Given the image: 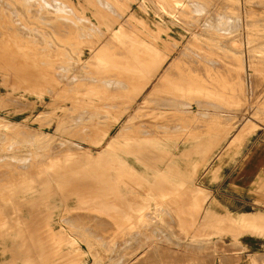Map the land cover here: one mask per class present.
<instances>
[{
  "label": "rangeland",
  "instance_id": "obj_1",
  "mask_svg": "<svg viewBox=\"0 0 264 264\" xmlns=\"http://www.w3.org/2000/svg\"><path fill=\"white\" fill-rule=\"evenodd\" d=\"M55 22H64L65 33L52 31ZM1 40L0 51L20 55L21 63L32 66L31 74L35 66L50 74L16 81L0 72V264H36L35 257L38 264H183L190 262L189 253L207 247L231 250L216 241L207 244L200 224L196 235L205 211L208 165L195 160L222 151L218 146L239 123L246 124L243 131L264 123V0H0ZM174 56L175 69L185 72L181 78L212 81L208 92L198 97L188 84L171 81L180 76L165 75V87L149 98ZM134 57H143L141 80L150 79L139 96L119 81L126 78L122 72L132 70ZM157 67L159 74L152 76ZM176 85L188 87L186 98L169 91ZM174 103L178 107L166 105ZM76 180L85 182L86 190ZM26 190L30 198L22 202ZM22 208L37 219L31 223L32 241H37L32 249L23 236L27 223L16 222ZM225 218L214 220L233 219ZM44 245L51 250L41 249ZM37 247L48 252L44 258Z\"/></svg>",
  "mask_w": 264,
  "mask_h": 264
},
{
  "label": "crops",
  "instance_id": "obj_2",
  "mask_svg": "<svg viewBox=\"0 0 264 264\" xmlns=\"http://www.w3.org/2000/svg\"><path fill=\"white\" fill-rule=\"evenodd\" d=\"M245 126L239 123L234 134L223 140L218 146L222 151L195 160L208 165L202 188L207 194L204 210L213 218L229 215L237 222L220 223L212 218L200 221L196 235L199 236L200 224V236L206 238L207 244L216 241L231 250L191 252L190 262L183 264H264V123H255L254 129L243 131ZM236 138L235 144L230 143ZM206 147L208 154V143Z\"/></svg>",
  "mask_w": 264,
  "mask_h": 264
},
{
  "label": "bare ground",
  "instance_id": "obj_3",
  "mask_svg": "<svg viewBox=\"0 0 264 264\" xmlns=\"http://www.w3.org/2000/svg\"><path fill=\"white\" fill-rule=\"evenodd\" d=\"M28 3V2H27ZM53 3V2H52ZM106 4V3H105ZM56 6H57V4H56ZM103 6V5H102ZM202 6H204V5H202ZM206 6H207V4H206ZM45 7V6H44ZM64 7V6H63ZM107 7V6H106ZM105 8V7H104ZM206 8V7H205ZM15 9V8H14ZM4 10V9H3ZM12 10V9H11ZM42 10V9H41ZM44 10H47V9H44ZM10 11V10H9ZM14 11V10H13ZM63 11V10H62ZM26 12V11H25ZM52 12V11H51ZM117 12V11H116ZM32 13V12H31ZM53 13H55V12H53ZM4 14V13H3ZM41 14V13H40ZM49 15V14H48ZM55 15V14H54ZM58 15V14H57ZM66 16V15H65ZM74 17V16H73ZM15 18V17H14ZM47 18V17H46ZM67 18V17H66ZM8 19V18H7ZM50 19H52V18H50ZM63 19V18H62ZM2 20V19H1ZM10 20V19H9ZM15 20H17V19H15ZM54 20V19H53ZM56 20H58V19H56ZM55 20V21H56ZM3 21V20H2ZM7 21V20H6ZM49 21V20H48ZM85 21V20H84ZM11 22V21H10ZM72 22V21H71ZM18 23V22H17ZM64 23V22H63ZM63 23H52L53 25V30L52 31H55L56 33H57V35L59 34V35H61V33L63 34V32H64V24ZM81 23V22H80ZM127 23V22H126ZM8 24H9V22H8ZM7 24V25H8ZM78 24V23H77ZM10 25V24H9ZM8 25V26H9ZM14 25V24H13ZM13 25H10V26H13ZM16 25V24H15ZM66 25V24H65ZM3 26V25H2ZM24 26V25H23ZM51 26V25H50ZM51 26V27H52ZM68 26V25H67ZM203 26V25H202ZM17 27V26H16ZM22 27V26H21ZM66 27V26H65ZM70 27V26H69ZM74 27V26H73ZM72 27V28H73ZM3 28V27H2ZM13 28V27H12ZM72 28H69V30L70 29H72ZM91 28V27H90ZM12 30V29H11ZM15 30V29H14ZM48 31V30H47ZM138 31V30H137ZM14 32V31H13ZM55 32L53 33V34H55ZM52 33V32H51ZM65 33V32H64ZM67 33V32H66ZM68 33H70V32H68ZM76 33V32H75ZM82 33V32H81ZM9 34V33H8ZM45 34H46V32H45ZM5 35V34H4ZM11 35V34H10ZM12 35H13V33H12ZM41 35V34H40ZM52 35V34H51ZM56 35V34H55ZM54 35V36H55ZM57 35H56V38H57ZM73 35H74V33H73ZM103 35V34H102ZM76 36V35H75ZM33 37V36H32ZM50 37V36H49ZM52 37H53V35H52ZM61 37V36H60ZM59 37V38H60ZM63 37V36H62ZM74 37V36H73ZM22 38V37H21ZM69 38V37H68ZM72 38V37H71ZM58 39V38H57ZM76 39V38H75ZM32 40V39H31ZM53 40V39H52ZM59 40V39H58ZM3 40H1L0 42H2ZM54 41V40H53ZM140 41V40H139ZM5 42V41H4ZM62 42V41H61ZM57 43V42H56ZM65 43V42H64ZM2 44V45H1ZM0 44V46H2L3 48H4V44H3V42ZM7 44V43H6ZM11 44V43H10ZM74 44V43H73ZM71 45V44H70ZM77 45V44H76ZM73 46V45H72ZM113 47V46H112ZM1 48V47H0ZM8 48V47H7ZM60 48V47H59ZM109 48V47H108ZM140 48L141 47H139V50H140ZM10 49V48H9ZM11 49H14V48H11ZM61 49V48H60ZM104 49H106V48H104ZM137 49V48H136ZM1 50V49H0ZM3 50V49H2ZM1 50V51H2ZM133 50V49H132ZM139 50H138V52H139ZM141 50H144V49H142L141 48ZM0 51V72H2L3 74L4 73H6L7 75H9V76H14V77H16L17 79H16V81H21V80H24L25 78H27V77H29V76H32V77H38V78H36V79H40V78H43V77H45V76H47V75H49L50 74V71L48 72V71H42L40 68L38 69V67H34V70H33V72H35V74L32 72V74H31V65H28L27 63H21V61H22V59H21V61L19 60V57H20V53H17V52H15V53H17L18 55H19V57H17L15 54L13 55V54H10V53H7V52H1ZM4 51H5V49H4ZM9 51V50H8ZM65 51V50H64ZM101 51V50H100ZM120 51V50H119ZM134 51V50H133ZM11 52V51H10ZM12 52H14V51H12ZM11 52V53H12ZM104 52H106V50H104ZM110 52H111V50H110ZM112 52H113V50H112ZM121 52V51H120ZM135 52V51H134ZM141 52V51H140ZM140 52L138 53L139 55H140ZM144 52V51H143ZM146 52H148L147 50H146ZM206 52H207V50H206ZM25 53V52H24ZM100 53V52H99ZM101 53H103L102 51H101ZM118 53V52H117ZM151 53V52H150ZM71 54V53H70ZM109 54V53H108ZM111 54V53H110ZM137 54V53H136ZM25 55V54H24ZM64 55V54H63ZM100 55V54H99ZM114 55H115V53H114ZM143 55V54H142ZM145 55V54H144ZM150 55V54H149ZM106 56V55H105ZM108 56H110V55H108ZM118 56V55H117ZM120 56H123V55H120ZM126 55H124V57H125ZM151 56V55H150ZM150 56H148V57H150ZM21 57L23 58V54L21 55ZM104 57V56H103ZM114 57V56H113ZM119 57V56H118ZM124 57L123 58H121L122 60L124 59ZM140 57V56H139ZM175 58H176V56H174ZM206 58H207V56H205ZM26 58V57H25ZM30 58V57H29ZM68 58V57H67ZM115 58H116V56L114 57V59H113V61H116L115 60ZM146 58V57H145ZM151 58V57H150ZM31 59V58H30ZM29 59V60H30ZM141 59V61H143L142 59H143V57L142 58H140ZM139 59V60H140ZM174 59V58H173ZM208 59V58H207ZM110 60V59H109ZM118 60V59H117ZM131 62H130V60L128 59L127 61H129L130 63H132V66L130 65V67H132V70H131V68H130V71H128V70H125L124 72H122V73H124L125 75L124 76H126V78L124 79V77L123 76H121V77H123V80H119V79H116V81H117V84L119 83V81H120V83L122 84V88L123 89H128V90H130L131 92H133L134 91V96L135 95H137V96H139L145 89H146V87L148 86V83L150 82L149 80H147L146 78V81H143V80H141V76L143 75L142 73H141V71H140V69H141V64L139 65V60L137 59V58H131ZM145 60V59H144ZM148 61H149V58L147 59ZM147 60H146V62H147ZM150 60H152V59H150ZM196 60H198V59H196ZM24 61H27V60H24ZM35 61V60H34ZM58 61V60H57ZM119 61V60H118ZM121 61V60H120ZM154 61V59L152 60V61H149V63H151V62H153ZM178 61L179 60H177V58L176 59H174L172 62H170L169 64H168V66L166 67V69L163 71V73L160 75V77H159V80H158V82L152 87V90H150V97L149 96H146L147 98L149 97V98H151L152 96H151V94H153V93H158L161 89H163L164 87H163V83L165 82V80L163 79V76H165V75H168V76H176V75H178V77L180 76V78H175V79H173V80H171L172 82H176V83H179V84H183V83H186V85L188 84V86H189V89L196 95V96H200V95H202L203 93H206V92H208V87H210L211 85V82L210 81H206V80H199V79H201V78H195V79H183V78H181L183 75L182 74H184L185 72H181V71H179V70H176L175 69V66H176V64L178 63ZM205 61V60H204ZM54 62V61H53ZM61 62V61H60ZM109 62H112V60L111 61H109ZM124 62H126V59L124 60ZM123 62V63H124ZM145 62V61H144ZM197 62V61H196ZM113 63H115V62H113ZM116 63H117V61H116ZM118 63H120V62H118ZM123 63H120V64H123ZM129 63V64H130ZM107 64V63H106ZM120 64H117V66H121ZM128 65V63H125V65ZM209 64V63H208ZM33 65V64H32ZM48 66H52V65H49V63L47 64ZM61 65V64H60ZM76 65V64H75ZM124 65V64H123ZM124 65V66H125ZM34 66V65H33ZM44 66V65H43ZM43 66H40V67H43ZM66 66V65H65ZM74 66V65H73ZM113 66V65H112ZM45 67V70H47V68H46V65L44 66ZM64 67V66H63ZM105 67V66H104ZM107 67V66H106ZM110 67H111V65H110ZM147 67V66H146ZM48 68H50V67H48ZM53 68H54V66H53ZM112 68V67H111ZM118 68V67H117ZM116 67H115V69H117ZM120 68H122V67H120ZM257 68V67H256ZM59 69V68H58ZM124 69V68H123ZM126 69V68H125ZM117 70H119V72L122 70V69H117ZM117 70L116 71H114L115 72V75H116V73H118L117 72ZM159 70H160V67H157L155 70H153V71H151L152 73H151V75L152 76H155V75H157V74H159ZM206 70V69H205ZM61 71V70H60ZM195 71V70H194ZM198 70H196V72H194L195 74L196 73H199V72H197ZM62 72V71H61ZM104 72V71H103ZM113 72V73H114ZM189 72H191V73H193V71H189ZM201 72V71H200ZM65 73V72H64ZM68 73H69V71H68ZM109 73V72H108ZM112 73V74H113ZM121 73V75H123ZM206 73V72H205ZM215 73V72H214ZM213 73V74H214ZM38 74V75H37ZM112 74H110L111 76H112ZM119 74V73H118ZM117 74V75H118ZM142 74V75H141ZM190 74V73H189ZM220 74V73H219ZM37 75V76H36ZM42 75V76H41ZM68 75V74H67ZM66 75V76H67ZM73 75V74H72ZM206 75V74H205ZM96 76H98V75H96ZM256 76V75H255ZM63 77V76H62ZM113 77H114V75H113ZM113 77H111V78H113ZM120 77V75H118L116 78H121ZM211 77V76H210ZM140 78V79H139ZM194 78V77H193ZM208 78V77H207ZM28 79H30V78H28ZM78 79V78H77ZM143 79V78H142ZM196 79H198V80H196ZM217 79V78H216ZM56 80V79H55ZM119 80V81H118ZM218 80V79H217ZM221 80V79H220ZM45 81H46V79H45ZM84 81V80H83ZM101 81V80H100ZM112 81V80H111ZM144 83H143V82ZM214 81H215V79H214ZM224 81V80H223ZM36 82V81H35ZM39 82V81H38ZM37 82V83H38ZM76 82V81H75ZM104 82H106V81H104ZM142 82V83H141ZM210 82V84L208 85L207 83H209ZM84 83H86L85 81H84ZM89 83V82H88ZM95 83V82H94ZM94 83H93V86H94ZM112 83V82H111ZM110 83V84H111ZM113 83H115V81L113 82ZM80 84V83H79ZM102 84V83H101ZM107 84H109V83H107ZM116 84V83H115ZM114 84V85H115ZM205 84V85H204ZM207 84V85H206ZM216 84V83H215ZM84 85V84H83ZM86 85V84H85ZM103 85V84H102ZM113 85V84H112ZM113 85V87H116V86H114ZM224 85H225V83L223 84V87H224ZM105 86V85H104ZM111 86V85H110ZM118 86V85H117ZM222 86V85H221ZM75 87V86H74ZM86 87V86H85ZM91 87V86H90ZM106 87V86H105ZM107 87H109V86H107ZM107 87H106V89H107ZM171 87V86H170ZM213 87V86H212ZM212 87H211V89H212ZM71 88V87H70ZM111 88V87H110ZM168 88H169V86H168ZM168 88H167V90H168ZM188 87H183V86H178V85H176V86H173V87H171V89L169 90L171 93H175V94H177V95H181V96H185V95H187L188 93V89H187ZM41 89V88H40ZM46 89V88H45ZM56 89V88H55ZM79 89V88H78ZM84 89V88H83ZM216 89H217V87H216ZM222 89V88H221ZM36 90V89H35ZM108 90H109V88H108ZM119 90V89H118ZM122 90V89H121ZM127 90V91H128ZM215 90V89H214ZM38 91V90H37ZM67 91V90H66ZM115 91V90H114ZM123 91V90H122ZM216 91V90H215ZM116 93V92H115ZM110 94V93H109ZM108 96V95H107ZM158 96V95H157ZM53 97V96H52ZM167 97V96H166ZM187 96H185V98H186ZM193 97V96H192ZM134 98V97H133ZM146 98V99H147ZM170 98V97H169ZM169 98H168V100H169ZM172 98V97H171ZM170 98V99H171ZM174 98V97H173ZM184 98V97H183ZM230 98V97H229ZM127 99V98H126ZM135 99V98H134ZM167 99V98H166ZM197 99H199V98H197ZM172 100V99H171ZM179 100V99H178ZM261 100V99H260ZM119 101V100H118ZM199 101V100H198ZM208 100H206V102H207ZM231 101H233V100H231ZM255 101V100H254ZM261 101H264V99L262 98V100ZM55 102V101H54ZM99 102V101H98ZM144 102H145V100H144ZM143 102V103H144ZM184 102V101H183ZM202 104L205 102V101H200ZM200 102H198V104L200 103ZM208 102H211V101H208ZM247 102V101H246ZM53 103V102H52ZM182 103V102H181ZM212 103V102H211ZM255 103V102H254ZM260 103V102H259ZM264 103V102H263ZM262 102H261V104H263ZM106 104V103H105ZM115 104V103H114ZM142 104V103H141ZM188 104V103H187ZM205 104V103H204ZM210 104V103H209ZM213 104H214V102H213ZM212 104V105H213ZM217 104V103H216ZM215 104V105H216ZM253 104V103H252ZM53 105H54V103H53ZM57 105V104H56ZM75 105V104H74ZM108 105V104H107ZM110 105V104H109ZM167 106H169V107H173V108H175V107H178V106H176L177 105V103H174V104H166ZM179 105H180V103H179ZM200 105V104H199ZM251 105V104H250ZM187 106H189V105H187ZM198 106V105H197ZM217 106H218V104H217ZM261 106H263V105H261ZM76 107V106H75ZM124 107V106H123ZM200 107V106H199ZM246 107V106H245ZM244 107V109H246ZM106 108V107H105ZM184 108H186V107H184ZM189 108V107H188ZM197 108V107H196ZM224 108V107H223ZM256 108H257V106H256ZM72 109V108H71ZM181 109V108H180ZM198 109V108H197ZM200 109V108H199ZM225 109V108H224ZM227 109V108H226ZM255 109V108H254ZM114 110H115V108H114ZM145 110V109H144ZM183 110V109H182ZM187 110V109H186ZM228 110H231V109H228ZM227 110V111H228ZM83 111V110H82ZM81 111V112H82ZM189 111H191V110H188V114H189ZM197 111V110H196ZM264 111V110H263ZM94 111H92V113H93ZM96 112V111H95ZM94 112V113H95ZM97 112H99V111H97ZM222 112V111H221ZM230 112V111H229ZM232 112V111H231ZM262 112V111H261ZM102 113V112H101ZM123 113V112H122ZM185 113H186V111H185ZM220 113V112H219ZM223 113V112H222ZM233 113V112H232ZM68 114V113H67ZM77 114V113H76ZM85 114V113H84ZM89 114H90V111H89ZM99 114V113H98ZM191 114V113H190ZM225 114V113H224ZM255 114V113H254ZM87 115V114H86ZM91 115V114H90ZM94 115V114H93ZM100 115V114H99ZM103 115V114H102ZM122 115V114H121ZM141 115V114H140ZM233 115V114H232ZM63 116V115H62ZM65 116V115H64ZM88 116V115H87ZM213 116V115H212ZM216 116V115H215ZM220 116H221V114H220ZM226 116H227V114H226ZM65 117H67V116H65ZM64 117V118H65ZM218 117V118H217ZM223 117V116H222ZM228 117V116H227ZM231 117V116H230ZM93 118V117H92ZM99 118V117H98ZM101 118V117H100ZM215 118V117H214ZM219 118H221V117H219V116H216V118L215 119H219ZM233 118V117H232ZM66 119H68V118H66ZM69 119H70V117H69ZM71 119H72V117H71ZM90 119V118H89ZM88 119V120H89ZM161 119V118H160ZM222 119V118H221ZM220 119V120H221ZM81 120V119H80ZM98 120V119H97ZM159 120V119H158ZM91 121V120H90ZM98 121H100V120H98ZM152 121V120H151ZM151 121H146V124H150L151 123V125L152 126H154V123H152ZM164 121V120H163ZM167 121V120H166ZM166 121H164V122H166ZM238 121V120H237ZM59 122V121H58ZM67 122V121H66ZM93 122V121H92ZM96 122V121H95ZM128 122V121H127ZM135 122V121H134ZM140 122H142V121H140ZM159 122V121H158ZM168 122V121H167ZM166 122V123H167ZM240 122V121H239ZM64 123V122H63ZM62 123V124H63ZM69 123V122H68ZM100 123H101V121H100ZM131 123V122H130ZM171 123V122H170ZM238 123V122H237ZM10 124V123H9ZM70 124V123H69ZM83 124V123H82ZM99 124V123H98ZM141 124V123H140ZM130 125V124H129ZM142 125V124H141ZM144 125H145V122H144ZM160 125V124H159ZM163 125H165V124H163ZM162 125V126H163ZM64 126V125H63ZM80 126V125H79ZM84 126H85V124H84ZM91 126H92V124H91ZM139 126V125H138ZM147 126V125H146ZM150 126V125H149ZM69 127V126H68ZM87 127V126H86ZM143 127H145V126H143ZM72 128V127H71ZM76 128V127H75ZM80 128V127H79ZM88 128V127H87ZM87 128H86V130H87ZM140 128H142L141 126H140ZM148 128V127H147ZM81 129V128H80ZM85 129V128H84ZM95 129V128H94ZM134 129V128H133ZM136 129V128H135ZM154 129V128H153ZM160 129V128H159ZM75 129H74V127H73V130L72 131H74ZM77 130V129H76ZM83 130V129H82ZM86 130H85V133H87L88 134V132H90V130L88 129L87 130V132H86ZM146 130V129H145ZM157 130V129H156ZM155 130V131H156ZM71 131V130H70ZM125 131V130H124ZM136 131V130H135ZM146 131H148V130H146ZM149 131H150V129H149ZM79 132H80V130H79ZM119 132H120V130H119ZM127 132H129V131H127ZM139 132H141V131H139ZM153 132V131H152ZM29 133V132H28ZM31 133V132H30ZM83 133H84V131H83ZM95 133V132H94ZM121 133H124V132H121ZM135 134H137L136 132H134ZM148 133V132H147ZM81 134V132L80 133H78V135H80ZM111 134V133H110ZM120 134V133H119ZM124 134H126V132L124 133ZM123 134V135H124ZM127 134H129V133H127ZM126 134V135H127ZM142 134V133H141ZM141 134L139 135V134H137L138 136H140L141 137ZM157 134V133H156ZM159 134V133H158ZM77 135V136H78ZM81 135H84V134H81ZM131 135V134H130ZM145 135V134H144ZM147 135H150V132L147 134ZM147 135H145V136H147ZM162 135V134H161ZM2 136V135H1ZM8 136V135H7ZM40 136V135H39ZM66 136V135H65ZM118 136H120V135H118ZM117 136V137H118ZM154 136V135H153ZM242 136H243V134H242ZM3 137V136H2ZM46 137V136H45ZM49 137V136H48ZM51 137V136H50ZM81 137H84V136H81ZM80 136H79V140H80V138H81ZM94 137V136H93ZM114 137V136H113ZM124 137H126V136H124ZM1 138V137H0ZM3 138H5V137H3ZM10 138V137H9ZM29 138V137H28ZM32 138V137H31ZM70 138V137H69ZM77 138V137H76ZM90 138V137H89ZM118 138H122V135L120 136V137H118ZM42 139V138H41ZM46 139V138H45ZM82 139V138H81ZM115 139V138H114ZM3 140V139H2ZM28 140V139H27ZM53 140H55V139H53ZM63 141H64V139H62ZM61 140V141H62ZM77 141H78V138L76 139ZM90 140H91V138H90ZM237 140V139H236ZM238 140H239V138H238ZM1 141V140H0ZM6 141V140H5ZM19 141V140H18ZM32 141V140H31ZM58 141H60V140H58ZM60 141V142H61ZM233 141H235V140H233ZM57 142V141H56ZM56 142H54V143H56ZM80 142H83V141H80ZM86 142V141H85ZM90 141H88V142H86V143H89ZM236 142V141H235ZM237 142H239V141H237ZM230 143H233V142H230ZM21 144H23V143H21ZM63 144H64V142H63ZM71 144V143H70ZM56 145V144H55ZM72 145H74V144H72ZM45 146V145H44ZM54 146V145H53ZM65 146V145H64ZM77 146V145H76ZM76 146H74V148L76 147ZM82 146V145H81ZM107 146V145H106ZM59 147V146H58ZM62 147V146H61ZM68 147V146H67ZM79 147L80 146H78V148L77 149H79ZM35 148V147H34ZM53 148V147H52ZM73 148V149H74ZM6 149V148H5ZM49 149V148H48ZM62 149H63V147H62ZM72 148H70L68 151H70ZM81 149V148H80ZM82 149H84L83 147H82ZM60 150V149H59ZM224 150V149H223ZM42 151V150H41ZM54 151V150H53ZM57 151V150H56ZM63 151V150H62ZM62 151H60V152H62ZM73 151V150H72ZM75 151V150H74ZM60 152H59V154H60ZM4 153V152H3ZM39 153V152H38ZM41 153V152H40ZM79 153H81V150H79ZM2 154V153H1ZM44 154V153H43ZM42 154V155H43ZM58 154V153H57ZM64 154V153H63ZM71 154H72V152H71ZM76 154H78V153H76ZM3 155V154H2ZM10 154H8V155H6V158H7V156H9ZM15 155V154H14ZM19 155V154H18ZM62 155V154H61ZM73 155V154H72ZM1 156V155H0ZM49 156V155H48ZM59 156V155H58ZM71 156V155H70ZM2 157V156H1ZM10 157V156H9ZM13 157H15V156H13ZM36 157V156H35ZM42 157V156H41ZM66 157H67V155H66ZM219 157V156H218ZM247 157V156H246ZM250 156H248V158H249ZM45 158H46V156H45ZM65 158V157H64ZM74 158H76V157H74ZM0 159H2V158H0ZM17 159H18V157H17ZM17 159H15V160H17ZM21 159V158H20ZM61 159V158H60ZM66 159V158H65ZM68 159V158H67ZM67 159H66V161H67ZM71 159H73L72 157H71ZM22 160H24V159H22ZM28 160V159H27ZM43 160V159H42ZM42 160H41V162H42ZM46 160V159H45ZM44 160V161H45ZM62 161V160H61ZM15 162H17V161H15ZM26 163H28V162H26ZM44 163V162H43ZM38 164V163H37ZM47 164V163H46ZM20 166V165H19ZM18 166V167H19ZM34 166H36V164L34 165ZM49 166V165H48ZM23 167H25L24 165H23ZM27 167V166H26ZM20 168V167H19ZM22 168V167H21ZM17 169V168H16ZM53 169V168H52ZM51 169V170H52ZM168 170V169H167ZM1 172V171H0ZM8 173V172H7ZM2 174H3V170H2ZM6 175V174H5ZM13 176V175H12ZM3 178V177H2ZM6 178V177H5ZM68 178V177H67ZM66 178V179H67ZM74 179H75V177H73ZM121 178H123V177H121ZM69 179V178H68ZM12 180V179H11ZM82 180V182L84 181L83 179H81ZM81 180L79 181V183H82L81 182ZM3 181V180H2ZM5 182H7L6 180H4ZM69 181H70V179H69ZM72 181V180H71ZM75 181V180H74ZM77 181V180H76ZM78 181H77V183H78ZM86 181V180H85ZM13 182V181H12ZM87 182V181H86ZM71 183V182H70ZM76 183V182H75ZM85 183V182H84ZM84 183H82L83 184V186H84ZM67 184H69V182L67 183ZM82 184H81V186H82ZM64 185H65V182H64ZM77 185H79V184H77ZM77 185H74V186H76V188H77ZM87 185H88V183H87ZM73 186V187H74ZM80 186V185H79ZM80 186V187H81ZM85 186H86V184H85ZM84 186V187H85ZM90 186H92V185H90ZM71 187V186H70ZM87 187V186H86ZM86 187H85V189L84 190H86ZM75 188V189H76ZM91 189V187H89V189L88 190H90ZM28 190V189H27ZM27 190H26V192H24L23 193V195H22V197L20 198V200L22 201V202H26V201H28L29 200V193L27 192ZM29 190H31V191H33L34 189H29ZM79 190V189H78ZM83 190V189H82ZM81 190V193L83 192ZM201 190V189H200ZM80 191V190H79ZM92 191V190H91ZM100 191V190H99ZM51 193V192H50ZM53 193V192H52ZM96 193V192H95ZM95 193H93V195L95 194ZM100 193V192H99ZM108 193V192H107ZM54 194V193H53ZM89 194L91 195V193L89 192ZM98 195V194H97ZM202 195V194H201ZM258 195V194H257ZM52 196V195H51ZM110 196V195H109ZM204 196V195H203ZM262 196V195H261ZM5 197H6V195H5ZM90 197V196H89ZM2 198H3V196H2ZM92 198V197H91ZM90 198V199H91ZM0 199H1V197H0ZM5 199V198H4ZM95 199V198H94ZM97 199V198H96ZM95 199V200H96ZM100 199V198H99ZM206 199L207 198H203V201L205 202L206 201ZM111 200V199H110ZM192 200V199H191ZM197 200H199V199H197ZM200 200H202V199H200ZM90 201V200H89ZM107 201V200H106ZM106 201H104L105 203H107ZM101 202V201H100ZM103 202V203H104ZM138 202V201H137ZM186 202V201H185ZM190 202V201H189ZM202 202V201H201ZM102 203V202H101ZM111 203H113V201L111 202ZM194 203V202H193ZM114 204V203H113ZM197 204H199V202H197ZM185 205V204H184ZM189 205H191V204H189ZM193 205V204H192ZM196 205V204H195ZM195 205H194V207H195ZM202 205V204H201ZM20 206H22V203H19L18 204V209H19V207ZM106 206V204H104V207ZM93 207V206H92ZM202 207V206H201ZM113 208V207H112ZM197 207H195V209H196ZM185 209H187V207H185ZM189 209H190V207H189ZM188 209V210H189ZM199 209V208H198ZM20 211L22 212L20 215H17L16 216V222L17 223H27V227L26 228H24V232H23V236H25V238H26V241H27V244H28V247H29V249H32L34 246H35V244H37L36 242L37 241H32V235L35 233V230H34V233H32V225H31V223H36L37 221V219L35 220V214H34V212L32 211V210H25V209H20ZM187 211V210H186ZM197 211V210H196ZM120 212V211H119ZM75 213V212H74ZM81 214V213H80ZM197 214V213H196ZM196 214H195V216H196ZM203 216H202V220L203 221H205L206 219H207V217H208V212L207 211H204V213L202 214ZM37 216H39V215H37ZM72 216H73V214H72ZM76 216H78V215H76ZM216 216H218V215H216ZM104 217H107V216H104ZM214 217H215V215H214ZM226 217V216H225ZM225 217H223V219L225 218ZM79 218V217H78ZM77 218V219H78ZM150 218V217H149ZM196 218V217H195ZM247 218H249V217H247ZM254 218V217H253ZM257 218H259V217H257ZM42 219V218H41ZM74 219V218H73ZM214 219V218H213ZM221 219V218H220ZM226 219V218H225ZM228 219V218H227ZM39 221H40V218L38 219ZM101 220V219H100ZM108 220V219H107ZM113 220V219H112ZM208 220V219H207ZM230 220V223L231 224H233V223H237V222H235L234 220H232V219H228V221ZM244 220H245V217H244ZM244 220H243V222H244ZM249 220V219H248ZM258 220V219H257ZM0 221H2V220H0ZM87 221H88V219H87ZM218 221V220H217ZM223 221V220H222ZM227 221V220H226ZM227 221V222H228ZM241 221H242V219H241ZM252 221V220H251ZM255 220H253V222H254ZM4 222V221H3ZM113 222V221H112ZM111 222V223H112ZM149 222V221H148ZM155 222V221H154ZM220 222V221H219ZM252 222V223H253ZM264 222V221H263ZM44 223V222H43ZM226 223V222H225ZM241 223V222H240ZM245 223V222H244ZM5 224V223H4ZM39 224H41V223H39ZM219 224V223H218ZM243 224V223H242ZM257 224V223H256ZM261 224V223H260ZM109 225V224H108ZM115 225V224H114ZM234 225V224H233ZM232 225V226H233ZM241 225V224H240ZM246 225V224H245ZM247 225H248V222H247ZM3 226V225H2ZM5 226V225H4ZM25 226V225H24ZM235 226H236V224H235ZM249 226V225H248ZM248 226H245V227H248ZM45 227V226H44ZM225 227V226H224ZM229 227V226H228ZM259 227V226H258ZM43 228V227H42ZM108 228V227H107ZM240 228H241V226H240ZM250 228V227H249ZM44 229V228H43ZM95 229V228H94ZM116 229V228H115ZM147 229V228H146ZM175 229V228H174ZM244 229V228H243ZM252 229V228H251ZM155 230V229H154ZM229 230V229H228ZM100 231V230H99ZM147 231V230H146ZM148 231H150V230H148ZM152 231V230H151ZM245 232V231H244ZM36 234H38V233H36ZM95 235V234H94ZM102 235V234H101ZM50 236V235H49ZM43 238V237H42ZM51 238V237H50ZM119 238V237H118ZM38 239V238H37ZM40 240V239H39ZM42 241L43 240H41V243H42ZM209 241V240H208ZM44 242V241H43ZM57 242V241H56ZM39 245V244H38ZM59 245V244H58ZM45 246L46 245H44V247H42L41 249H45ZM48 246V245H47ZM143 246V245H142ZM237 246H239V245H237ZM39 247H41V246H39ZM39 247H37L39 250H41ZM105 247V246H104ZM230 247V246H229ZM24 248V247H23ZM142 248V247H141ZM140 248V249H141ZM94 249V248H93ZM109 249V248H108ZM38 250V251H39ZM43 250H41V251H43ZM45 250H49V249H45ZM44 250V251H45ZM51 250V249H50ZM49 250V251H50ZM52 250H54V249H52ZM208 250V249H207ZM216 250V249H215ZM33 251V250H32ZM37 251V250H36ZM40 251V252H41ZM41 252L42 254L43 253H48L47 251L46 252ZM111 251V250H110ZM109 251V252H110ZM150 251V250H149ZM53 252V251H52ZM65 252V251H64ZM158 252V251H157ZM30 253V252H29ZM33 253H34V251H33ZM54 253V252H53ZM142 253V252H141ZM154 253V252H153ZM152 253V254H153ZM32 254V253H31ZM42 254L40 255V257L42 256ZM163 254V253H162ZM161 254V255H162ZM37 255H39V253L37 254ZM44 256L42 257V258H44L45 257V254H43ZM55 255V254H54ZM64 255V254H63ZM155 255V254H154ZM170 255V254H169ZM32 256H33V254H32ZM32 256H31V259H32ZM34 256H36L35 255V253H34ZM141 256H142V254H141ZM165 256V255H164ZM39 257V259H41ZM61 257V256H60ZM73 257V256H72ZM144 257V256H143ZM169 257V256H168ZM236 257V256H235ZM238 257V256H237ZM28 258H30V257H28ZM34 258V257H33ZM34 259H36V264H38L39 262L37 261V258L35 257ZM33 259V260H34ZM151 259V258H150ZM239 259V258H238ZM47 260H48V258H47ZM52 260V259H51ZM156 260V259H155ZM159 260V259H158ZM164 260V259H163ZM234 260V259H233ZM31 261V260H30ZM59 261V260H58ZM136 261V260H135ZM150 261V260H149ZM257 261V260H256ZM27 262V261H26ZM43 262H45V261H43ZM47 262V261H46ZM138 262V261H137ZM140 262H142V260L140 261ZM158 262V261H157ZM211 262V261H210ZM31 263H33V262H31ZM53 263V262H52ZM46 264V263H45ZM141 264V263H140ZM160 264V263H159Z\"/></svg>",
  "mask_w": 264,
  "mask_h": 264
}]
</instances>
